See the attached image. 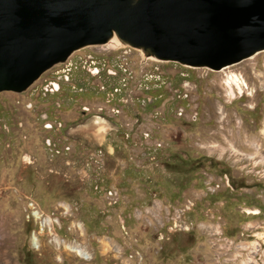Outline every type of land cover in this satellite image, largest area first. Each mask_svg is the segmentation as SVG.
Here are the masks:
<instances>
[{"label":"rangeland","instance_id":"rangeland-1","mask_svg":"<svg viewBox=\"0 0 264 264\" xmlns=\"http://www.w3.org/2000/svg\"><path fill=\"white\" fill-rule=\"evenodd\" d=\"M89 55L120 94L68 87L61 133L52 98L0 91V264H264V50L215 70L93 44L55 68Z\"/></svg>","mask_w":264,"mask_h":264},{"label":"water","instance_id":"water-1","mask_svg":"<svg viewBox=\"0 0 264 264\" xmlns=\"http://www.w3.org/2000/svg\"><path fill=\"white\" fill-rule=\"evenodd\" d=\"M215 70L264 50V0H0V91L23 92L88 45Z\"/></svg>","mask_w":264,"mask_h":264},{"label":"flooded vegetation","instance_id":"flooded-vegetation-1","mask_svg":"<svg viewBox=\"0 0 264 264\" xmlns=\"http://www.w3.org/2000/svg\"><path fill=\"white\" fill-rule=\"evenodd\" d=\"M100 66V67H99ZM54 68L52 67L51 69L47 70L44 72L27 90L26 92L29 93L30 97L37 101V104L41 100H49L52 98L51 102H46L43 103L46 108L43 110L41 114V118L45 120L44 122V129H46L49 132H54V133H61L63 129V120L60 118V116L57 115L59 110H63L65 101L67 99V90L68 87L72 93H84L88 92V89H93L96 92L98 91H103L106 89V85L109 82V80H113V84H109L111 86L109 89L112 88L113 85H116V74H107L106 72L104 73L103 68L101 65H95L94 67H97L99 69L98 73H93V70H91L88 66L84 64H80L77 66H71L69 70L67 71L68 74H64L60 72L59 68ZM101 68V69H100ZM78 70H83L86 74L85 81L82 82L77 78L76 72ZM90 76L91 78L99 77L102 84L96 85L91 83L90 81L87 80V77ZM79 85V86H78ZM33 86V87H32ZM32 87V88H31ZM106 90V92H107ZM23 91V92H25ZM37 91V93L35 92ZM16 92V91H12ZM23 92H18V93H23ZM33 105V104H31ZM83 105V104H81ZM84 113H93L90 111L88 107H85ZM53 109V110H51ZM89 111V112H88ZM87 112V113H86ZM116 113V112H114ZM104 111L100 109V112H95L93 115L98 116L100 119H102L104 116ZM108 115V114H107ZM113 117H116V115H112ZM109 117V116H108ZM114 119V118H113ZM103 121H107L104 118L102 119ZM115 120V119H114ZM116 121V120H115ZM101 123V122H100ZM107 123V122H106ZM105 124V123H103ZM108 124V123H107ZM47 145L51 146L52 143L50 141H47ZM56 146L57 143H54ZM109 147V145H106V147ZM107 147V148H108ZM58 151V149H57Z\"/></svg>","mask_w":264,"mask_h":264},{"label":"bare ground","instance_id":"bare-ground-1","mask_svg":"<svg viewBox=\"0 0 264 264\" xmlns=\"http://www.w3.org/2000/svg\"><path fill=\"white\" fill-rule=\"evenodd\" d=\"M109 44H119V45H125L123 43H121V41L116 37L114 36ZM245 81V80H244ZM242 81L240 79V77L238 75H232L226 82V84L229 86L230 90L233 92L234 90V85H237V87L242 90L243 89V86H242ZM246 84V83H245ZM257 148H260L257 147ZM38 213H37V217H38ZM36 236V235H35ZM68 248L71 250V251H74L76 252L78 255L82 256L83 258H87V250H85V248H83L81 245H78V244H74V245H68Z\"/></svg>","mask_w":264,"mask_h":264},{"label":"built area","instance_id":"built-area-1","mask_svg":"<svg viewBox=\"0 0 264 264\" xmlns=\"http://www.w3.org/2000/svg\"><path fill=\"white\" fill-rule=\"evenodd\" d=\"M66 62H69V59ZM66 62H64V63H66ZM82 62H83L84 65L88 66L91 70L94 69L93 73H94V71H96L95 68H97V67H94V66L98 65V63H97V60H95L92 56L89 55L88 58H84V60ZM70 63H71L70 64V66H71L72 62H70ZM108 91H110V93H108V96L111 97V101L115 102L116 101V96L118 94H120V88L115 87V88H112V89H110ZM34 214L37 216V213L34 212Z\"/></svg>","mask_w":264,"mask_h":264}]
</instances>
